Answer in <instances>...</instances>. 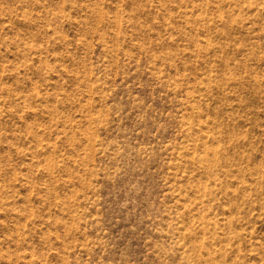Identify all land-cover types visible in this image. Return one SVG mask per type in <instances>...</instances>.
Listing matches in <instances>:
<instances>
[{"label":"rangeland","instance_id":"374dc122","mask_svg":"<svg viewBox=\"0 0 264 264\" xmlns=\"http://www.w3.org/2000/svg\"><path fill=\"white\" fill-rule=\"evenodd\" d=\"M0 264H264V0H0Z\"/></svg>","mask_w":264,"mask_h":264}]
</instances>
